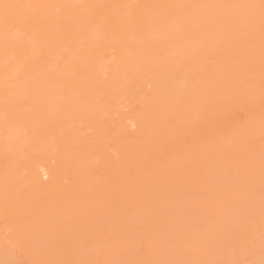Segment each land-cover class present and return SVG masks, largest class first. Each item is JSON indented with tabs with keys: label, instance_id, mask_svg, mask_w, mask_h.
<instances>
[{
	"label": "bare ground",
	"instance_id": "1",
	"mask_svg": "<svg viewBox=\"0 0 264 264\" xmlns=\"http://www.w3.org/2000/svg\"><path fill=\"white\" fill-rule=\"evenodd\" d=\"M0 264H264V0H0Z\"/></svg>",
	"mask_w": 264,
	"mask_h": 264
}]
</instances>
